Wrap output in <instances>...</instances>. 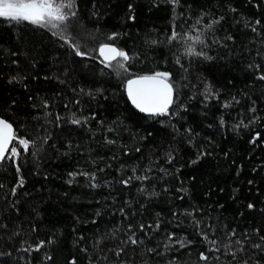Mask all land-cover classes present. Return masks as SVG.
<instances>
[{
    "label": "trees",
    "instance_id": "16d2710c",
    "mask_svg": "<svg viewBox=\"0 0 264 264\" xmlns=\"http://www.w3.org/2000/svg\"><path fill=\"white\" fill-rule=\"evenodd\" d=\"M76 2L71 43L0 20V116L35 142L0 163V264H264V0ZM157 70L174 103L150 115L124 85Z\"/></svg>",
    "mask_w": 264,
    "mask_h": 264
},
{
    "label": "snow or ice",
    "instance_id": "6c2138e0",
    "mask_svg": "<svg viewBox=\"0 0 264 264\" xmlns=\"http://www.w3.org/2000/svg\"><path fill=\"white\" fill-rule=\"evenodd\" d=\"M170 2L175 5L179 2V0H170ZM133 7L132 4L128 5V8L131 9ZM77 2L76 0H0V20L3 22L12 24H21L24 22H28L32 25L43 26L49 30H54V36H61L65 41H70V33H67L68 29V21L70 18L78 16L77 12ZM96 12L93 11V15ZM129 19H134V17L129 16ZM205 25V28H210L211 23ZM259 23V21H257ZM175 28V26H174ZM67 33V34H66ZM179 34L173 30L170 35L166 38L168 40H174ZM109 38L116 37V32H109ZM188 37V34L185 33V38ZM194 40H201L200 36L191 37ZM152 44H157L158 41L152 40L150 41ZM76 54L83 57L88 55V53L81 51L80 48L76 44L71 45ZM98 51L100 55L103 57V63L108 64L109 62L118 60V67H124V62L129 59V54L124 48L117 47L114 43H105L101 42L98 46ZM185 53L192 54L195 49L192 44H187V46L183 49ZM197 55L203 56L207 59H212V57L208 56L206 52H199ZM180 63L179 60L176 61ZM257 67H259L257 65ZM260 75V73H257ZM170 73L167 71H152L143 73L140 75H133L131 78L125 81V88L127 92L128 100L131 102L135 108L139 109L141 112L148 113L150 115L161 114V113H169L170 105L174 103V87L170 81ZM205 93H211V95H215V92L211 91V85L209 83L205 84L204 88ZM208 96H205V100H207ZM227 103V102H226ZM44 104L47 105L48 101H44ZM179 107L181 109L186 108L185 104H180ZM172 115H176L175 112L171 113ZM92 115H95L93 113ZM59 115L57 116V120H59ZM84 119V118H81ZM256 119V117H253ZM73 123H80V119H73ZM221 122H223V118H221ZM23 127V126H21ZM189 131H191L189 129ZM258 135V134H257ZM48 136L45 135L43 137L44 140H47ZM256 137L253 136V139ZM18 141L19 146H22L24 150H27L31 145L34 146V141H30L25 136H18L16 130L13 127V123L8 119H5L3 116H0V162H2L5 157L13 158L15 162V158L19 156V151L16 142ZM10 149V151H9ZM35 155V153H33ZM171 158V157H169ZM199 155L197 156V159ZM16 172L19 176L16 183L23 184L24 178L20 176V165L16 164ZM76 173H69V176H74ZM85 175H91L93 181H95V173L89 174L85 173ZM69 183L72 181L69 180ZM123 183H128V180L123 181ZM251 183V182H250ZM95 187L96 184L93 182L91 185ZM16 191V187L12 188V192ZM252 204H249V207H252ZM123 211V210H121ZM159 221H157V224ZM140 227H144L141 225ZM131 228V225H129ZM168 235H172L169 233ZM52 238H49L48 242H51ZM136 243L135 240L132 241ZM45 241H40L38 244L33 245V247H40L41 244H44ZM259 247V245H256ZM151 251V249H149ZM201 257H204V253L200 254ZM74 259V258H73Z\"/></svg>",
    "mask_w": 264,
    "mask_h": 264
},
{
    "label": "water",
    "instance_id": "95a60500",
    "mask_svg": "<svg viewBox=\"0 0 264 264\" xmlns=\"http://www.w3.org/2000/svg\"><path fill=\"white\" fill-rule=\"evenodd\" d=\"M97 52H98V55L100 56V58L103 60V57L100 55L98 49H97ZM125 90H126V88H125ZM126 93H127V92H126ZM9 150H10V149H9ZM0 163H1V162H0Z\"/></svg>",
    "mask_w": 264,
    "mask_h": 264
},
{
    "label": "rangeland",
    "instance_id": "374dc122",
    "mask_svg": "<svg viewBox=\"0 0 264 264\" xmlns=\"http://www.w3.org/2000/svg\"><path fill=\"white\" fill-rule=\"evenodd\" d=\"M52 31H54V30H52ZM66 34H67V33H66ZM118 63H119V61L116 60V61H115V64L118 65ZM124 64H125V62H124Z\"/></svg>",
    "mask_w": 264,
    "mask_h": 264
},
{
    "label": "bare ground",
    "instance_id": "6f19581e",
    "mask_svg": "<svg viewBox=\"0 0 264 264\" xmlns=\"http://www.w3.org/2000/svg\"><path fill=\"white\" fill-rule=\"evenodd\" d=\"M99 56V55H98Z\"/></svg>",
    "mask_w": 264,
    "mask_h": 264
}]
</instances>
